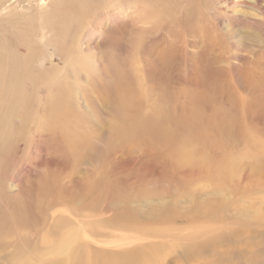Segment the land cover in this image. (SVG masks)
Here are the masks:
<instances>
[{
  "label": "rangeland",
  "instance_id": "obj_1",
  "mask_svg": "<svg viewBox=\"0 0 264 264\" xmlns=\"http://www.w3.org/2000/svg\"><path fill=\"white\" fill-rule=\"evenodd\" d=\"M136 3H67L66 64L61 31L27 40L66 73L0 149V264H264V0Z\"/></svg>",
  "mask_w": 264,
  "mask_h": 264
},
{
  "label": "bare ground",
  "instance_id": "obj_2",
  "mask_svg": "<svg viewBox=\"0 0 264 264\" xmlns=\"http://www.w3.org/2000/svg\"><path fill=\"white\" fill-rule=\"evenodd\" d=\"M92 1L93 0H90V1H88V0H0V23H1V26H2V27H0V149L1 148L8 149L7 146L11 143L12 139L17 136L18 133L24 134V131L23 132L22 131H18L17 133H15V130H14L13 126H12L15 116L17 114L21 116L22 110H24L23 108H21L23 103H26L28 105V110H31L30 109L31 106L29 107V101H30L31 98L27 94H25L24 89L26 87L24 88L23 84H27L28 81L34 82V81L41 80V79L53 82V81L59 80V78H63V76H65V74H64L65 69L54 68L52 71L51 70H45L44 71V70H42L40 68H37V67H40L39 66L40 63H37L36 65H34V63L32 65L28 64L27 61H33V58L31 56V52H30L32 48H30V45L26 43L27 40L29 38L33 39L34 37H38V38H41V40L44 43H47V44L51 45V42H52V44H54L55 42H54L53 38H52V40H50L51 42L50 41L48 42V40H49L48 38H50L49 35L50 34L54 35V34L58 33L59 31H61L62 35H63V41L65 42L66 49H65V52L63 54H59V56H61V60L64 62V64L68 63L67 60H68V57L70 55V52L67 51V50H68V48L70 47V45L72 43L70 31H72L71 27L73 26V23L71 22V18L72 17L71 18L69 17L67 9H65V5L67 3H72V5L74 6L75 11L76 10H83L84 12H89V11H91L92 8L93 9L97 8L95 5L93 6L91 4ZM144 1H147V0H144ZM168 3H170V2H168ZM136 4L139 5V0H137ZM133 7H135L134 10H138V7H136V6H133ZM148 11H149V13L152 12L151 9H148ZM126 12H127V10H126ZM134 12H136V11H134ZM137 13L140 15L139 12H136V14ZM56 16H58V17H56ZM78 18H79V16H78ZM156 18H158V17H156ZM29 19L30 20L34 19L33 21H30L31 23H33L36 19H39L40 22H41L40 26H42V27L38 28V27H35V25L32 24L31 26L35 27V28L30 30V28L27 26V29H26L25 26L21 25V22H23V21L26 22V20H29ZM8 25H11V26L8 27ZM38 25L39 24L37 23V26ZM75 28H74V30H75ZM97 31H98V29H97ZM56 40H59L57 35H56ZM24 46L26 47V50L23 48ZM51 60L53 61V57L51 58ZM33 90L35 91V89H33ZM90 100H92V99H89V101ZM53 103H55V102H53ZM85 104H87V103H85ZM51 106H52V104L49 107H51ZM26 114H25V116H26ZM42 119H43V117H42ZM69 123L70 122H68L67 124H69ZM155 130H156V126H155ZM149 131H150V129H149ZM152 132L153 131H150V133H152ZM68 133H70V132H68ZM72 133H74V131H72ZM72 133H70V134H72ZM73 135H75V134H73ZM154 136H155V134H154ZM36 141H37V139H36ZM155 155H157V154H155ZM159 156L160 155L158 153V157ZM162 156H163V154H162ZM215 170H217V169H215ZM127 198H128V196H127ZM133 199L135 200L134 197H133ZM155 206H157V205H155ZM129 217L132 220L133 215H130ZM131 220H129V221H131ZM129 228H130V230L132 232L131 227H129ZM135 232H136V230H135ZM131 234H133V233H131ZM114 236H117V235L114 234ZM134 236H135V234H134ZM77 237H78V233L77 232L76 233H72V240H71V245L72 246L74 245V243H77ZM132 237H133V235H132ZM137 238H138V236L135 238V240H137ZM131 242L132 241L129 242V245H131ZM54 243H55V239H54L53 234H51L49 231H47V232H42L41 234H39L38 241H37L36 245L39 246L38 247L39 250L42 249V250L48 252V251H51ZM115 243H116L115 245L117 246V242H115ZM135 244H133V245H135ZM27 245H28V247L26 246L27 247L26 250H27V253L30 254V252L32 251V248H30V244H27ZM109 245H110V243H109ZM129 247H131V246H129ZM68 248H69V246L66 248V250ZM72 249L73 248H71L70 251H72ZM57 259H55V260H57ZM121 263H123V261Z\"/></svg>",
  "mask_w": 264,
  "mask_h": 264
}]
</instances>
